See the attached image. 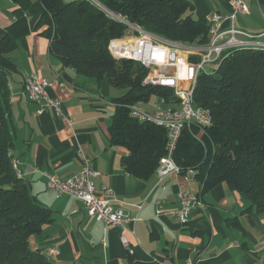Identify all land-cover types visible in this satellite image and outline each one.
<instances>
[{
  "label": "crops",
  "instance_id": "crops-1",
  "mask_svg": "<svg viewBox=\"0 0 264 264\" xmlns=\"http://www.w3.org/2000/svg\"><path fill=\"white\" fill-rule=\"evenodd\" d=\"M190 1L196 18L227 16L232 11L229 0ZM245 1L249 14L238 16L232 26L260 36L264 0ZM17 9L13 0H0V40L11 38L4 54L13 64L10 108L16 142L12 157L31 192L53 215L44 237L31 239L32 248L57 247L60 256L55 264H264V211L257 212L227 183L204 191L182 174L161 180L156 172L147 179L129 173L122 163L128 150L112 142L115 100L126 93V87L114 86L105 75H82L52 55L50 40L35 29L40 2L35 0L24 14ZM31 73L52 83L48 93L61 100L63 118L50 111L40 114L39 106L23 95L25 77ZM159 99L153 95L138 104L152 113ZM166 105L178 107L175 99L166 100ZM78 151L92 159L93 169L100 174L93 179L96 190L115 191L117 207L130 218L124 228L107 227L89 218L78 198L47 190L45 174L67 179L80 171ZM181 191L200 198L186 224L167 215L180 208ZM123 237L134 254L123 246Z\"/></svg>",
  "mask_w": 264,
  "mask_h": 264
},
{
  "label": "trees",
  "instance_id": "trees-1",
  "mask_svg": "<svg viewBox=\"0 0 264 264\" xmlns=\"http://www.w3.org/2000/svg\"><path fill=\"white\" fill-rule=\"evenodd\" d=\"M35 0H13L24 14ZM42 6L35 29L50 40V52L78 73L107 76L126 93L116 99L113 145L129 155L122 163L140 179L153 175L166 155V131L129 117L128 107L156 95L175 99L173 89L145 86L147 71L138 63L116 59L112 40L129 33L123 22L188 46L208 42L209 24L196 18L190 0H37ZM9 36L0 40V264H55L45 251L31 246L53 222L52 212L31 192L14 167L16 131L11 119L10 81L13 64L4 51ZM213 72H201L194 89L195 104L208 109L213 125L186 129L174 153L182 175L195 173L204 191L227 183L257 212L264 211V49L246 47L226 52Z\"/></svg>",
  "mask_w": 264,
  "mask_h": 264
},
{
  "label": "built area",
  "instance_id": "built-area-1",
  "mask_svg": "<svg viewBox=\"0 0 264 264\" xmlns=\"http://www.w3.org/2000/svg\"><path fill=\"white\" fill-rule=\"evenodd\" d=\"M95 3L102 7L97 1ZM229 3L232 8L229 15L214 14L207 19L208 42L200 46H188L159 37L129 24L102 7L109 16L123 22L129 28L126 36L112 40L108 45L112 56L140 64L147 71L145 86L170 88L175 92L177 108L167 106L165 98H160L154 104L152 113L145 111L138 103L128 107L132 120L152 123L166 131V155L156 170L161 180L173 174H182L174 161V153L183 132L192 127L205 130L213 125L211 112L195 104L194 89L199 74L206 72L208 66L217 65L223 55L230 50L246 47L264 49V42L261 41L264 34L252 36L232 26L238 16L249 14L246 1L229 0ZM227 23L231 24V27L225 28ZM51 87L52 83L40 78L36 73H31L25 77L23 95L29 102L39 106L40 114L50 111L56 117L63 118V104L61 100L50 96L48 90ZM78 157L82 167L72 177L61 179L45 174L47 190L78 198L82 201L87 216L103 222L107 227L124 228L130 218L122 208L117 207L120 201L115 191L109 187L97 191L93 179L98 178L100 174L93 169L92 159L82 151H78ZM14 167L18 170L17 161H14ZM185 175L187 180L195 181V173L192 170H188ZM178 201L180 208L167 212V215L181 224H186L192 210L200 205L199 195L181 191ZM121 242L130 254H134L125 237ZM45 254L54 261L60 256V250L50 246L45 250Z\"/></svg>",
  "mask_w": 264,
  "mask_h": 264
},
{
  "label": "rangeland",
  "instance_id": "rangeland-1",
  "mask_svg": "<svg viewBox=\"0 0 264 264\" xmlns=\"http://www.w3.org/2000/svg\"><path fill=\"white\" fill-rule=\"evenodd\" d=\"M65 2H71V1H74V0H64ZM93 1V0H92ZM94 2V1H93ZM243 38V37H242ZM244 39V38H243ZM213 67L212 66H208L206 70V72H213L214 70L212 69ZM120 94V93H119ZM156 99L155 98H152L151 101L154 102ZM204 135V130L200 129L199 131V134H198V137L201 139Z\"/></svg>",
  "mask_w": 264,
  "mask_h": 264
},
{
  "label": "water",
  "instance_id": "water-1",
  "mask_svg": "<svg viewBox=\"0 0 264 264\" xmlns=\"http://www.w3.org/2000/svg\"><path fill=\"white\" fill-rule=\"evenodd\" d=\"M94 2H96V0H93Z\"/></svg>",
  "mask_w": 264,
  "mask_h": 264
}]
</instances>
